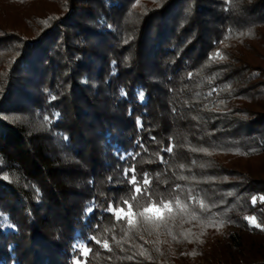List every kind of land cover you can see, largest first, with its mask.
I'll list each match as a JSON object with an SVG mask.
<instances>
[{"label":"trees","instance_id":"16d2710c","mask_svg":"<svg viewBox=\"0 0 264 264\" xmlns=\"http://www.w3.org/2000/svg\"><path fill=\"white\" fill-rule=\"evenodd\" d=\"M262 196L264 0H0V264H264Z\"/></svg>","mask_w":264,"mask_h":264},{"label":"snow or ice","instance_id":"6c2138e0","mask_svg":"<svg viewBox=\"0 0 264 264\" xmlns=\"http://www.w3.org/2000/svg\"><path fill=\"white\" fill-rule=\"evenodd\" d=\"M213 58H220L224 59L222 53L217 52L215 53V57H210V59ZM47 119V118H46ZM167 151L171 152L172 147H168ZM128 171L133 172L132 177L129 179V184L133 185V192L134 194L131 196V201L128 199H125L123 203L127 205V210H125L124 207L117 205L115 207L109 206L108 211L111 212L116 220L119 222L120 220H125L127 222V229L128 231L138 229L139 227L143 226L145 230L154 229L158 230L162 226H167L169 220H174L177 212L181 215H187L188 213V207L187 205L183 204L179 198L175 201V208L172 207L171 201H164L161 200L159 203H157L154 200H151V194L148 193V189L144 186L150 185V180L145 177L143 180V186L137 181L135 176V169L131 168ZM127 175V172H126ZM145 193H148L150 202L145 205H140L138 203V198ZM190 199L195 201L194 197L190 196ZM136 202V203H133ZM253 204L257 202V198H252ZM260 202L264 203V196L260 197ZM142 207V210H139ZM200 207L203 209L205 207L204 203L200 202ZM134 208L136 209L134 211ZM167 210V215L164 214V210ZM91 211V209H89ZM192 218L195 219V215H192ZM248 221L252 224H256V218L255 217H246ZM127 234V233H126ZM90 239L94 240L96 243H101V241L93 236ZM102 246L108 250L111 251V248L108 244V242L105 240L102 244ZM82 254L87 256L88 253L91 251L90 248L84 245L79 246ZM77 264H80V262H77Z\"/></svg>","mask_w":264,"mask_h":264}]
</instances>
